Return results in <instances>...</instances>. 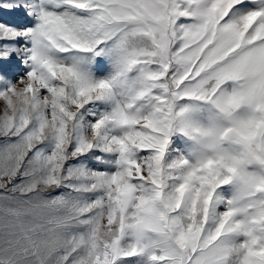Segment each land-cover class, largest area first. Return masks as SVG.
<instances>
[{"label": "snow or ice", "instance_id": "obj_1", "mask_svg": "<svg viewBox=\"0 0 264 264\" xmlns=\"http://www.w3.org/2000/svg\"><path fill=\"white\" fill-rule=\"evenodd\" d=\"M0 264H264V0H0Z\"/></svg>", "mask_w": 264, "mask_h": 264}]
</instances>
